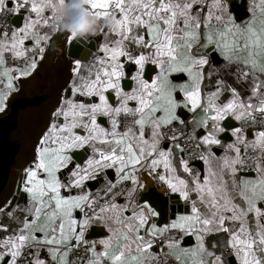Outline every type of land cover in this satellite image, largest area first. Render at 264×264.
<instances>
[{
	"label": "snow or ice",
	"instance_id": "snow-or-ice-1",
	"mask_svg": "<svg viewBox=\"0 0 264 264\" xmlns=\"http://www.w3.org/2000/svg\"><path fill=\"white\" fill-rule=\"evenodd\" d=\"M64 3L0 0V17L23 16L22 26L0 32V77L5 78L0 112L15 90L13 81L31 75L51 34L60 32L58 7ZM87 5L100 22L96 36L103 37L98 43L102 55L87 74L76 62L71 83L50 113L33 162L24 169L23 187H18L27 195L26 208H14L7 200L0 204V215L18 224L0 238V264H49L42 250L51 264H73L70 254L81 245V264H171L173 259L224 264L225 252L236 264H264V120L255 127V113L264 114V0H249L251 15L243 24L229 14L227 0H87ZM73 40L74 35H66V41ZM201 45H214L228 64L243 65L240 79L251 77L247 99L221 79L215 90L202 92L209 59L192 55ZM9 56L24 60L25 67H7ZM129 64L135 70L126 76ZM147 64L154 66L150 80L144 74ZM175 74L187 79L176 84ZM208 76L211 81V70ZM127 78L126 90L122 81ZM225 92L230 95L221 101ZM181 108L203 111L194 122L203 133L196 126L187 133L177 128L176 122L187 127ZM226 118L239 126L222 125ZM229 128L233 139L224 143L220 134ZM85 146L93 154L82 166L72 154ZM214 146L223 151L217 154ZM186 152L202 161L203 173L190 167ZM106 169L115 170L114 181ZM101 174L104 183L95 194L85 191L86 182ZM145 174L190 204V214L158 228L151 201L138 199ZM94 224L107 235L89 242L85 234ZM7 231L0 225V232ZM221 234L217 255L209 250L207 237ZM185 237L195 238L190 249L181 246Z\"/></svg>",
	"mask_w": 264,
	"mask_h": 264
},
{
	"label": "water",
	"instance_id": "water-1",
	"mask_svg": "<svg viewBox=\"0 0 264 264\" xmlns=\"http://www.w3.org/2000/svg\"><path fill=\"white\" fill-rule=\"evenodd\" d=\"M229 7L236 21L247 15L245 0L232 1ZM66 35L62 31L52 34L44 58L37 60L38 66L31 75L17 79L7 108L0 112V204L6 200L12 201L13 207L26 203L24 193L18 191L24 169L33 162L34 148L50 123V113L71 82L74 64L86 62L96 52L94 40L68 42ZM153 68L146 65V79L152 77ZM129 85V80L122 81L125 89ZM145 197L151 201L161 222L173 220L181 212L177 197H167L153 187L142 194V203L147 202ZM95 234H98L95 227H90L86 239L94 238Z\"/></svg>",
	"mask_w": 264,
	"mask_h": 264
},
{
	"label": "crops",
	"instance_id": "crops-1",
	"mask_svg": "<svg viewBox=\"0 0 264 264\" xmlns=\"http://www.w3.org/2000/svg\"><path fill=\"white\" fill-rule=\"evenodd\" d=\"M232 1L239 2L240 0H227L229 14L234 19V16L231 13L230 7H229L230 3ZM245 8H246L247 15L242 20L236 21L237 23L243 24L244 22H246L249 19L250 15H251V13L248 10L249 9V0H245ZM205 11H206V9H205ZM9 18H10V22H11V27H10L9 30H11L16 25H21L22 26V24H23V16H20V17L9 16ZM88 40H94L95 41L96 52L92 53L91 56L88 58V60L86 62H80L81 71L84 74H87L88 68L94 63V58L97 57V56H101L102 55V53H99V51H98V43L103 41V37L102 36H94V37H92V38H90ZM27 43L30 46L31 42L29 41ZM204 54H207V57L209 59V64L206 66V70H205V74H204V80H203V83H202V86H201L202 87V92L206 94L209 91L215 90V88L217 86L216 85V80L217 79H221V80H223L225 82V85H231L232 87L236 88L241 93L243 99H247V96L250 94L249 93V88H250L251 77H249L248 81L240 79V70L239 69L242 68L243 65H239L238 66L235 63L228 64V62L224 60V58L222 57L220 52L215 49L214 45L209 46V48H207V49L204 48L203 45H201L200 47H194L193 50H192V55H194V56H199V55H204ZM212 55H214V59H213ZM12 61H13V59H11L10 56H9V58L6 61V66L9 67V68H12V69H16V68L23 69L25 67V66L15 65V64H13ZM75 64H74V66H75ZM74 66H73V68H74ZM217 69H219V71H217ZM134 70H135V66L134 65H132V64L127 65L126 76L129 75ZM208 70L212 71L211 81L209 80ZM154 75H155V72L153 73L152 76H154ZM182 75L183 74H175L174 82L176 84L183 83L187 79L186 76H184L181 79L180 77ZM72 76H73V69H72ZM4 80H5V78L0 77V90H2L3 87H4ZM127 80L130 81V78H127ZM130 83H131V81H130ZM13 84H14V88L16 89V87H17V79L13 81ZM127 89H128V87L126 88V90ZM64 94H65V92H64ZM177 95L179 96L180 94L178 93ZM229 95H230V93L225 92L224 95L221 97V101L226 100L229 97ZM180 99H182V96L180 97ZM254 103L258 104V101H254ZM178 112H179V115L181 116V118L185 121V123L187 125V128L190 131L192 130V128L194 126H196L197 133H203L204 129H203L202 126L194 125V122H198V121H200L203 118V115H204L203 111L198 110V111H195V112H189L187 109L181 108V109H178ZM100 119L104 121L103 126H107L106 120H104L103 117H101ZM176 123H179V122H176ZM221 123H222V125H226V126H238V124H239V122H237V121H235L234 119H231V118H226V120L222 121ZM220 135H221L224 143H230L231 140L233 139L231 137L230 128L225 133H221ZM249 138H251V132H249ZM163 144L166 146V145L169 144V141L165 140L163 142ZM214 151L217 154H220L223 151V149L216 148L214 146ZM92 154H93L92 150L90 148H88L87 146H85V148L74 150L72 155H73L74 162L78 163V161H79V164L83 166L85 164L86 160L88 159V157L91 156ZM179 155H180V153L177 151L176 152V159H175L177 167L179 165ZM189 165L194 170H199L201 173H203L204 165H203L202 161L189 163ZM104 171L113 181L115 180V170L114 169H106ZM178 174L181 175V176H185L186 175L182 171H180ZM145 177H146V174H145ZM103 183H104L103 174H101V177L98 180H89V181L86 182L88 187L85 188V191H89L90 190L93 194H95L96 190L98 188H100ZM142 183H144V188L140 189L139 190V194H138V199H139L140 203H142L141 202L142 194L145 193L151 187L155 188L159 193H161V194H163V195H165L167 197L173 196V197H177L178 198L177 194H173L170 191H168L166 189V187L163 186L162 183L159 182L158 180H152L150 177H146V179H142ZM22 187H23V185L21 186V188ZM24 195L26 197V203L25 204H20L19 205L20 209H25L26 206H27V202H28L27 201V195L26 194H24ZM178 201L181 204L180 205V211L181 212L176 213L174 215V219H175V217L177 215H187V214H190V212H191V205L190 204L186 205L185 202L179 200V198H178ZM120 202H122V199H121ZM185 209H186V211H185ZM20 212H21V214H23L22 211H20ZM152 221L155 222V224L157 225L158 228H163L166 224H170L172 220H168L167 222H161L159 220V216L157 214L155 217H152ZM12 222H13V225H12V232H13V230L18 227V224L14 220ZM92 226L95 227V229L97 230L98 234H95L94 238L87 239L89 242L99 241L100 239H102L104 236L107 235L105 229L102 226L96 225V224H94ZM87 233H88V231L86 232V234ZM223 239H224L223 234L208 236L207 237V243H208L209 250L210 251H214L217 255H219L221 253V251H222V247H223L222 241H223ZM212 243H216L218 245V247L215 248V249L211 248V244ZM194 244H195V238L194 237L193 238L185 237V239L182 242L181 246L184 249H190ZM97 247L99 248V245H97ZM154 250L158 252L160 250L159 249V245L155 246ZM41 258L42 259H47L49 261V264H51V258H50L49 254L47 253L46 250H42L41 251ZM223 260H224V264H236L235 257L232 256V255H229L227 252L224 253ZM171 264H184V261L183 260L177 261V260L173 259L171 261ZM188 264H190V261L188 262Z\"/></svg>",
	"mask_w": 264,
	"mask_h": 264
},
{
	"label": "clouds",
	"instance_id": "clouds-1",
	"mask_svg": "<svg viewBox=\"0 0 264 264\" xmlns=\"http://www.w3.org/2000/svg\"><path fill=\"white\" fill-rule=\"evenodd\" d=\"M58 13L62 17L60 31L85 41L96 36L100 22L90 15L87 0H65Z\"/></svg>",
	"mask_w": 264,
	"mask_h": 264
},
{
	"label": "built area",
	"instance_id": "built-area-1",
	"mask_svg": "<svg viewBox=\"0 0 264 264\" xmlns=\"http://www.w3.org/2000/svg\"><path fill=\"white\" fill-rule=\"evenodd\" d=\"M5 27L10 29V27H11L10 18L9 17H7V18L0 17V32H2ZM12 62H13V64L19 65V66H25V63H26L24 60H13ZM255 116H256V120H257V124L255 125V127L257 129H259L261 127V124L259 122L264 120V114L256 112ZM176 126L182 132L187 133V132L190 131L187 127H181V125L179 123H176ZM238 126H239V124H238ZM121 130H123V126H121ZM248 132H252V127L251 126H249V128H248ZM181 142L182 143L184 142L183 139L181 140ZM190 150L191 151H195L194 148L190 149ZM185 158L189 159V163H194V162L200 161L199 159L189 158L187 156V152L185 153ZM0 225L6 227L8 229L7 233L0 232V238H2L4 235L12 234L11 232H12L13 222L11 220H7V219L0 220ZM157 245H159V242L157 243ZM84 257H85L84 246L81 245L79 250L74 249L72 251V253L70 254V261H72L73 264H81V259L84 258Z\"/></svg>",
	"mask_w": 264,
	"mask_h": 264
},
{
	"label": "trees",
	"instance_id": "trees-1",
	"mask_svg": "<svg viewBox=\"0 0 264 264\" xmlns=\"http://www.w3.org/2000/svg\"><path fill=\"white\" fill-rule=\"evenodd\" d=\"M19 208H20V207H19ZM17 215L23 216V214H21L20 211L17 212ZM4 218L7 219V220H11V219H9L7 216H5V215H0V220H4ZM12 221H13V220H12Z\"/></svg>",
	"mask_w": 264,
	"mask_h": 264
}]
</instances>
